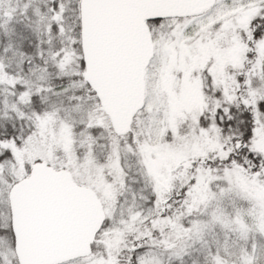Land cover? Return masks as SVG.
Segmentation results:
<instances>
[{
    "label": "snow or ice",
    "instance_id": "1",
    "mask_svg": "<svg viewBox=\"0 0 264 264\" xmlns=\"http://www.w3.org/2000/svg\"><path fill=\"white\" fill-rule=\"evenodd\" d=\"M0 264H264V0H0Z\"/></svg>",
    "mask_w": 264,
    "mask_h": 264
}]
</instances>
